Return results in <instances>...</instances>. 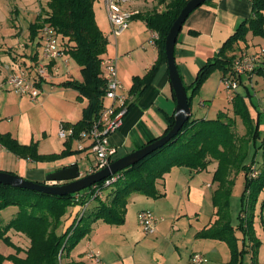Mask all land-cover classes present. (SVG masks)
Returning <instances> with one entry per match:
<instances>
[{"label": "crops", "instance_id": "1", "mask_svg": "<svg viewBox=\"0 0 264 264\" xmlns=\"http://www.w3.org/2000/svg\"><path fill=\"white\" fill-rule=\"evenodd\" d=\"M153 1L134 2L126 8L146 13ZM252 7V0H210L187 18L177 39L175 60L188 96L192 93V85L199 71L219 54L223 44L239 25L252 16ZM95 15L99 27L109 41L105 57L116 60L119 80L130 97L129 110L123 125L109 137L110 145L118 150V160L166 134L171 118L176 115L177 99L170 82L167 63L160 65L151 85L141 96H130L133 79L145 76L159 59V48L152 44L157 33L148 29L144 21L133 17L126 31L118 37L113 36L104 0L95 5ZM15 45L19 48L15 55L6 53L11 46L0 45V82L9 73L19 72L32 65V43L29 42L27 57H21L25 56L24 48L22 49L23 46L18 41ZM245 47L246 52L256 53L264 47V39L250 34ZM41 51L42 49L39 54ZM66 60L68 63L59 60L52 66L51 77L44 83L43 93L37 101L22 97L8 87L0 89V132L11 134L23 146L37 143L41 155H58L65 150H69L71 154L53 161L34 162L20 158L0 145V171L44 185H49V175L72 166L78 167L81 177L91 174L96 159L90 143L59 138L61 124L78 123L88 106L86 99H78L77 91L60 86L65 81L75 80L74 69L70 65L72 59L67 57ZM257 69H264V61L259 63ZM221 88L224 89L228 102H232L222 82V73L215 72L193 100L192 117L197 113L193 108L196 99H199V106L206 111L202 116L196 114L194 119H216L214 117L218 112L212 108L220 103L218 99ZM236 93L247 96L248 103H253L254 106L250 107L253 118L256 119L259 112H264V76L243 75ZM206 103L209 105L206 106ZM227 115L234 116L233 113ZM51 122L54 129L53 126L50 127ZM260 129L264 133V125ZM80 145L83 149H80ZM260 156L259 154V162ZM217 166L213 162L203 172L173 168L157 183L159 192L163 194L161 198L151 199L133 194L129 198L125 224L111 226L103 221L96 222L91 234L76 246L64 260V264H194V254L207 257L209 262L204 264H216L219 258L212 253L218 251L219 241L202 239L198 235L216 220L212 197L217 189V184L213 183ZM243 180L242 174L238 176L233 195L236 187L240 185L243 191ZM134 208L136 220L133 222L130 218L134 217ZM81 209L82 206H75L68 210L63 232L72 226ZM144 210L154 211L158 219L156 231L152 235H146L137 222L139 213ZM18 212L19 209H15L13 216ZM261 217L260 228L264 229V210L261 211ZM7 224L5 219L0 218V228ZM187 225L191 227L188 229ZM8 235L15 245L23 249L19 257L25 258L30 240L13 230ZM0 254L7 257L16 253L0 251ZM92 254L99 256V263L90 257ZM4 264L13 262L6 261Z\"/></svg>", "mask_w": 264, "mask_h": 264}, {"label": "trees", "instance_id": "2", "mask_svg": "<svg viewBox=\"0 0 264 264\" xmlns=\"http://www.w3.org/2000/svg\"><path fill=\"white\" fill-rule=\"evenodd\" d=\"M42 1L45 6H42L36 21L29 27V39L34 47L30 55L32 65L24 69H32L39 60L42 28L45 25L53 27L58 33L63 52L79 66L82 75V81L68 80L60 86L74 89L79 93L80 101H88L82 120L74 125L65 124L74 129L75 136L70 141L78 140L80 133L88 130L100 118L106 104L107 83L102 69L109 41L96 20L95 5L100 0ZM155 1L152 10L134 16L158 34L155 44L159 48V59L145 76L133 79L130 91L133 97L141 96L151 85L160 65L167 63L166 37L190 0ZM252 6V16L239 25L223 44L219 54L199 71L189 96L191 108L194 98L215 72L222 73V80L232 78L241 85L242 77L237 78L234 72L235 60L250 54L245 50L250 34L264 39V0H252ZM253 74L264 76V69H256ZM246 98L240 93L235 94L232 100L233 117L225 113L213 120L192 119L191 116L180 133L163 148L116 174L119 179L107 188L110 189L109 193H103V189L101 195L95 196L96 189L101 188L104 182L90 187L86 192L65 197L0 184V211L7 207L19 209L17 215L0 228V240L14 246L16 254L9 257L0 254V264L7 260L13 264H64L76 246L91 234L96 222L103 221L111 226L125 224L129 198L133 194L159 199L163 194L159 192L157 183L173 168L203 172L213 162L218 165L213 176L217 189L212 197L216 220L198 237L227 243L231 251V259L227 264H244L246 254L251 255L252 264H257L261 241L255 233V219L257 206L264 193V133L260 129L264 113L259 112L257 118H253L250 107L254 105L252 102L249 104ZM237 120L241 121L245 130L243 135L239 134ZM174 124L175 118L172 117L165 135ZM0 145L18 157L34 162L53 161L71 154L65 150L58 155H41L37 143L23 146L11 134L1 132ZM259 154L261 162L258 160ZM241 174L244 187L239 224L235 227L231 220V197ZM261 203L264 210V200ZM75 206H82L80 213L72 226L60 232L68 210ZM11 230L30 240L25 258L19 257L23 249L14 245L8 235ZM237 232H241L244 238L242 249Z\"/></svg>", "mask_w": 264, "mask_h": 264}, {"label": "built area", "instance_id": "3", "mask_svg": "<svg viewBox=\"0 0 264 264\" xmlns=\"http://www.w3.org/2000/svg\"><path fill=\"white\" fill-rule=\"evenodd\" d=\"M143 0H104V6L107 11L109 23L111 25V33L118 37L126 31L132 18L139 14L138 11H130L126 7L134 2ZM40 37L42 41V51L37 64L32 69H22L19 72H11L6 79L0 82V89L8 87L16 94L27 97L32 101H37L43 91L42 87L48 79H50V71L52 63L66 60L67 56L60 47V41L57 31L45 25ZM158 39L156 34L152 39V44ZM264 61V47L258 52L245 54L237 58L234 63V72L236 77L243 75H252L258 68L259 63ZM104 77L106 79L107 88L105 93L106 104L101 112L100 118L96 120L88 130L82 131L79 135V142H89L91 151L95 155V164L91 173H96L109 167L115 160L118 153L117 148L109 143V137L114 134L123 125L124 118L128 113L130 105V97L125 93L122 83L119 80L116 60L106 59L103 63ZM225 89L231 100H233L238 88L239 82L232 78L222 80ZM75 136L74 129L61 124L59 138L61 140H69ZM80 149L83 146L80 145ZM119 176L113 175L109 179L103 181L104 184L97 190L96 195H101L103 189L109 188L116 183ZM59 182H50L49 185H61ZM157 217L150 210L141 211L138 215L139 225L142 227L146 235H152L156 231ZM90 257L100 262L97 254ZM194 264H204L208 260L201 254H194L192 257Z\"/></svg>", "mask_w": 264, "mask_h": 264}, {"label": "water", "instance_id": "4", "mask_svg": "<svg viewBox=\"0 0 264 264\" xmlns=\"http://www.w3.org/2000/svg\"><path fill=\"white\" fill-rule=\"evenodd\" d=\"M208 1L210 0H190L182 9L180 15L173 23L166 37L165 53L167 66L170 82L177 99L175 124L167 135L123 158L114 161L109 167H106L105 169L96 173H91L85 177H81L77 166L62 169L58 172L52 173L47 177L48 181L59 182L62 183L61 185H44L35 183L27 181L17 175L2 171H0V184L13 188L36 191L53 196L65 197L73 195L86 190L98 183H101L109 179L113 175H116L136 165L147 156L163 148L172 139H174L183 129L184 125L189 121L192 114V110L189 104L188 92L176 65L175 46L187 18L191 15V13H193L196 9H198Z\"/></svg>", "mask_w": 264, "mask_h": 264}, {"label": "rangeland", "instance_id": "5", "mask_svg": "<svg viewBox=\"0 0 264 264\" xmlns=\"http://www.w3.org/2000/svg\"><path fill=\"white\" fill-rule=\"evenodd\" d=\"M155 5H156V1L154 0L152 2V4L149 6L148 11L152 10V8ZM42 6H45V2L42 0H0V45L4 46L5 44H8L9 46H11V48H9V47L7 48L8 52H6V53H8V54L10 53V55L17 54L16 52L19 50V48L15 45V43H17V41H18V43H20L23 46L22 49L24 48L23 53L25 56H21V57H27V54L29 53V48H30L29 47V42H30L29 27L32 23H34L36 21L38 15L41 12ZM70 62H71L70 65L74 69V76H75L74 79L75 80H81L82 75H81V71H80L79 66L73 60H70ZM102 72H104L103 69H102ZM239 87H240V85H239ZM238 90H239V88H238ZM219 95H220V97L218 100L220 101V103L218 102L217 105H215L212 108L215 112H218L217 113L218 115L214 118H217L222 113H225V114H228V113L232 114L233 113L234 114L233 103L228 102L223 88H221ZM208 105L209 104L206 103V106H208ZM193 108L195 109L194 112H197V113L194 114L192 119H194L197 116L196 114H199V116H202L204 114V112H206L203 107L199 106V99H196ZM217 109H219V110L216 111ZM261 113L263 114L264 112L262 111ZM49 121H51V119ZM238 124H239L238 125L239 134L243 135L245 133V130H244L240 121ZM263 125H264V117L262 118V122H261V126H263ZM52 126L53 125L51 122L50 127H52ZM52 128L54 129V126ZM168 150L169 149H167V151ZM164 153H166V152H164ZM216 188H217V185H216ZM88 189L83 190L81 192H86V191H88ZM109 191H110V189H105L103 191V193L106 194V193H109ZM241 193H242V187L240 185V186L236 187L234 195H232V197H231V220H232V224L235 227H237L239 224V213L241 210ZM263 200H264V194L262 196L261 201L259 202V205L257 206L256 219H255V233H256L257 238L261 241V246L259 249V255L257 258V264H264V231H263L264 229L262 228L263 229L262 230L260 228V224L262 222V217H261V211H262V208H261L262 205L261 204L262 203L261 202ZM130 207H138V205H136V206L130 205ZM15 209L18 210V207H15V208L14 207L13 208L7 207V208L3 209L4 211L1 210L0 215H2V216H0V218L2 220L5 219L9 223L14 217L13 214H14ZM129 210L131 211L132 208H129ZM135 211H136V209L134 208V210H133L134 217L131 216V218H130L131 221L133 220V222L136 220L135 219ZM152 212L154 213V211H152ZM203 214H204V212H203ZM154 215H156V214L154 213ZM191 215L192 214H190V217H191L190 219L193 218V216H191ZM190 227H191L190 225H187L188 229ZM60 232H63L62 229L60 230ZM237 237L240 239L239 245H240V248L242 249L244 247L243 246V239L244 238H243L242 233L237 232ZM209 240H212V239H209ZM216 241H219V240H216ZM219 244H220V246L218 247L219 248L218 251H215L214 253H212V255L219 258L218 261H216V264H227L229 262V260L231 259L230 248H229L228 244L225 242L219 241ZM248 244L249 245L251 244L250 240H249ZM0 251L10 252L11 254H13L14 252L16 253L15 247L9 246L4 241H0ZM9 256H11V255H8L7 257H9ZM250 256H251L250 254H246V256L244 257V264H252V258ZM207 260L209 262L208 258H207ZM7 261L12 262L10 260H7Z\"/></svg>", "mask_w": 264, "mask_h": 264}]
</instances>
